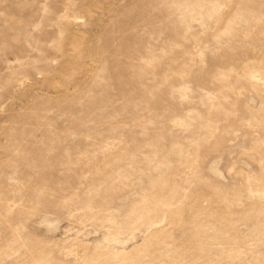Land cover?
<instances>
[{
  "label": "rangeland",
  "instance_id": "rangeland-1",
  "mask_svg": "<svg viewBox=\"0 0 264 264\" xmlns=\"http://www.w3.org/2000/svg\"><path fill=\"white\" fill-rule=\"evenodd\" d=\"M0 264H264V0H0Z\"/></svg>",
  "mask_w": 264,
  "mask_h": 264
}]
</instances>
